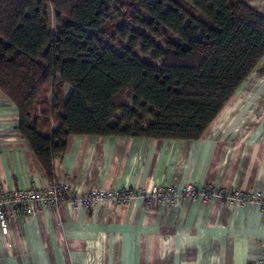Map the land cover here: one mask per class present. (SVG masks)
I'll return each instance as SVG.
<instances>
[{"label": "trees", "instance_id": "trees-1", "mask_svg": "<svg viewBox=\"0 0 264 264\" xmlns=\"http://www.w3.org/2000/svg\"><path fill=\"white\" fill-rule=\"evenodd\" d=\"M262 57L243 0H0V90L49 180L72 134L199 138Z\"/></svg>", "mask_w": 264, "mask_h": 264}, {"label": "crops", "instance_id": "crops-1", "mask_svg": "<svg viewBox=\"0 0 264 264\" xmlns=\"http://www.w3.org/2000/svg\"><path fill=\"white\" fill-rule=\"evenodd\" d=\"M243 1L264 14V0ZM18 124L0 90V187H44L50 178ZM52 168L82 193L192 182L226 196L43 207L0 231V264H264V204L226 198L264 195V57L199 138L72 134Z\"/></svg>", "mask_w": 264, "mask_h": 264}, {"label": "built area", "instance_id": "built-area-1", "mask_svg": "<svg viewBox=\"0 0 264 264\" xmlns=\"http://www.w3.org/2000/svg\"><path fill=\"white\" fill-rule=\"evenodd\" d=\"M226 196L223 190L214 185L197 186L189 182L180 187L172 184L156 183L146 188L122 187L105 189L95 187L86 193L75 188L71 181L51 179L44 187L29 185L13 189L0 187V231L6 235L10 222L20 215H31L43 207H58L64 202L90 209L96 205L111 201L115 204H125L131 200H156L170 203L176 198L200 197L206 201L212 197ZM239 204H264V195L261 192H244L233 189L226 197Z\"/></svg>", "mask_w": 264, "mask_h": 264}, {"label": "rangeland", "instance_id": "rangeland-1", "mask_svg": "<svg viewBox=\"0 0 264 264\" xmlns=\"http://www.w3.org/2000/svg\"><path fill=\"white\" fill-rule=\"evenodd\" d=\"M69 92H70V86L69 85H66L65 86V97L68 96Z\"/></svg>", "mask_w": 264, "mask_h": 264}]
</instances>
